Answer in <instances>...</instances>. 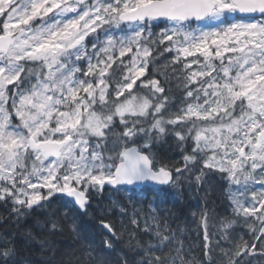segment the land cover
Wrapping results in <instances>:
<instances>
[{
	"label": "snow or ice",
	"instance_id": "obj_1",
	"mask_svg": "<svg viewBox=\"0 0 264 264\" xmlns=\"http://www.w3.org/2000/svg\"><path fill=\"white\" fill-rule=\"evenodd\" d=\"M0 207V264H264V0H0Z\"/></svg>",
	"mask_w": 264,
	"mask_h": 264
},
{
	"label": "trees",
	"instance_id": "obj_2",
	"mask_svg": "<svg viewBox=\"0 0 264 264\" xmlns=\"http://www.w3.org/2000/svg\"><path fill=\"white\" fill-rule=\"evenodd\" d=\"M171 144H172V141L170 140L168 142V144H165L164 146H162L160 148V152L166 160H170L172 162L179 161L180 160V152H179V150L171 147L170 146ZM109 195L110 194L108 192L105 193V197H108ZM147 195H148L149 199H151L153 196V193L149 190L147 192ZM111 196H112V198H115V199H120L122 197L126 198V194H124V193H112ZM159 198L161 200H166L163 196V193L159 194ZM170 201H174V200L170 199ZM188 201L189 200L182 201L183 204H182V206L179 205L180 206L179 209H178L179 206L175 207L173 205V202H172V208L174 207V210L176 211L177 215L180 218L178 223H183L186 219L190 222V219H191L190 213L193 210H191L190 203H188ZM58 202L59 201H53L54 204H57ZM107 202L108 201L105 200V203H107ZM163 208H166V205H163L162 209ZM0 211H3L2 207H0ZM34 215H42V214L37 212ZM27 224H31V219H29ZM27 224L25 226H27ZM83 224H84L83 235H85L90 241H94L96 244H99L101 241V235H100L98 223L94 219L85 217ZM173 226L175 227V224ZM246 238L248 239V237H246Z\"/></svg>",
	"mask_w": 264,
	"mask_h": 264
},
{
	"label": "flooded vegetation",
	"instance_id": "obj_3",
	"mask_svg": "<svg viewBox=\"0 0 264 264\" xmlns=\"http://www.w3.org/2000/svg\"><path fill=\"white\" fill-rule=\"evenodd\" d=\"M164 197H165V199H166V201H167V203H166V208H172V202H173V205L175 206V207H177V206H182V204H183V200L186 198V197H188V195H183V199L181 200V199H177L176 198V196H175V194L174 193H171V189H169V190H167V193L166 194H164ZM173 199L174 201H170V199ZM188 203H190V207L193 209L194 207H195V203H192L191 201L190 202H188ZM180 206L178 207V209L180 208Z\"/></svg>",
	"mask_w": 264,
	"mask_h": 264
},
{
	"label": "rangeland",
	"instance_id": "obj_4",
	"mask_svg": "<svg viewBox=\"0 0 264 264\" xmlns=\"http://www.w3.org/2000/svg\"><path fill=\"white\" fill-rule=\"evenodd\" d=\"M246 238V237H245ZM247 239V238H246Z\"/></svg>",
	"mask_w": 264,
	"mask_h": 264
}]
</instances>
